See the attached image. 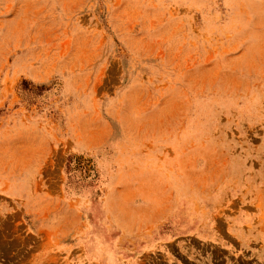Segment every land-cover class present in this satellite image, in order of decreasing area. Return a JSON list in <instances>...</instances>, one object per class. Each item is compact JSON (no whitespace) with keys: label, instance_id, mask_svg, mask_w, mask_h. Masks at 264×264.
I'll return each mask as SVG.
<instances>
[{"label":"rangeland","instance_id":"obj_1","mask_svg":"<svg viewBox=\"0 0 264 264\" xmlns=\"http://www.w3.org/2000/svg\"><path fill=\"white\" fill-rule=\"evenodd\" d=\"M264 228V0H0V264H200Z\"/></svg>","mask_w":264,"mask_h":264},{"label":"crops","instance_id":"obj_2","mask_svg":"<svg viewBox=\"0 0 264 264\" xmlns=\"http://www.w3.org/2000/svg\"><path fill=\"white\" fill-rule=\"evenodd\" d=\"M214 238L201 240L200 264H264V228L237 223L218 224Z\"/></svg>","mask_w":264,"mask_h":264}]
</instances>
